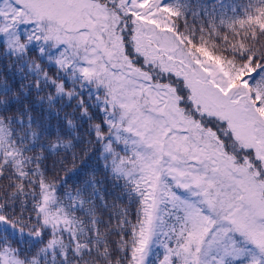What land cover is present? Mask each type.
Here are the masks:
<instances>
[{
	"label": "snow or ice",
	"instance_id": "snow-or-ice-1",
	"mask_svg": "<svg viewBox=\"0 0 264 264\" xmlns=\"http://www.w3.org/2000/svg\"><path fill=\"white\" fill-rule=\"evenodd\" d=\"M0 264H264V0H0Z\"/></svg>",
	"mask_w": 264,
	"mask_h": 264
},
{
	"label": "trees",
	"instance_id": "trees-1",
	"mask_svg": "<svg viewBox=\"0 0 264 264\" xmlns=\"http://www.w3.org/2000/svg\"><path fill=\"white\" fill-rule=\"evenodd\" d=\"M49 163H50V162H49ZM88 163H89V164H93V165H95L97 162H96L95 159L93 158V159L90 160ZM133 210H134V206H133Z\"/></svg>",
	"mask_w": 264,
	"mask_h": 264
}]
</instances>
